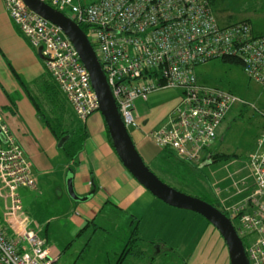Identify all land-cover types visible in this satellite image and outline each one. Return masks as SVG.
Listing matches in <instances>:
<instances>
[{"label":"built area","instance_id":"2783aa9c","mask_svg":"<svg viewBox=\"0 0 264 264\" xmlns=\"http://www.w3.org/2000/svg\"><path fill=\"white\" fill-rule=\"evenodd\" d=\"M3 1L21 33L35 48H42L54 82L78 118L85 122L99 112L90 73L62 28L31 10L24 0ZM43 1L88 26V37L127 129L139 130L161 150L171 149L199 168L214 163L209 155L219 128L234 106L244 101L200 82L197 66L233 58L264 88V34H256L248 21L222 24L212 0ZM164 89L179 90L180 102L161 125L145 130L136 103ZM244 169L246 175L233 178ZM230 179L228 187L216 188L218 208L242 238L250 264H264V132ZM37 185L31 160L0 113V191L5 200L0 264H54L57 260L20 194L21 188ZM227 188L230 193L222 196Z\"/></svg>","mask_w":264,"mask_h":264},{"label":"crops","instance_id":"0c3cea01","mask_svg":"<svg viewBox=\"0 0 264 264\" xmlns=\"http://www.w3.org/2000/svg\"><path fill=\"white\" fill-rule=\"evenodd\" d=\"M0 113L32 162L38 185L21 188L20 194L25 210L41 226V236L57 257L54 264L62 258L64 264H217L212 253L202 257L196 239L198 228L211 231L215 237L218 229L202 215L173 207L144 187L117 154L101 112H94L85 122L78 118L54 82L45 59L21 33L3 0ZM65 131L83 138L74 159H69L58 140ZM146 141L136 143L143 158L161 155L160 148ZM239 161L236 157L228 162ZM220 173H215L217 178ZM70 177L79 197L90 195L87 200L71 196L67 184ZM4 211L0 191V219ZM214 240L222 246L219 264H230L223 236L218 234ZM131 241V251L119 263Z\"/></svg>","mask_w":264,"mask_h":264},{"label":"rangeland","instance_id":"374dc122","mask_svg":"<svg viewBox=\"0 0 264 264\" xmlns=\"http://www.w3.org/2000/svg\"><path fill=\"white\" fill-rule=\"evenodd\" d=\"M213 9L222 24H225V21L231 23L248 21L256 33L264 34V0H216ZM196 73L200 82L226 90L244 101L242 104L235 105L229 113L220 131L219 145L217 146L218 143L214 145L219 152L237 154L240 161L236 163L217 162L211 165L214 168L205 167L202 170L193 163L174 159L166 161V158L161 155H157V158L145 155L144 159L149 168L164 182L189 194H198L194 184L200 180L202 187L198 186L199 191L200 188L208 187L212 200L216 198V188H226L231 184L230 174L244 166L247 156L256 146L258 137L264 132V88L245 73L240 63H229L222 59L197 66ZM180 95L181 92L177 89H164L151 93L147 101L139 102L137 107L141 116L140 122L143 124L147 121L143 125L144 129L151 130L161 125L180 102ZM129 131L135 143L147 142L144 134L139 130L130 129ZM143 137L146 140H143ZM217 171L221 172L218 178L215 175ZM246 174L247 170L244 169L232 176L240 179ZM228 193L230 190L227 188L222 196ZM212 228L215 229L213 226ZM217 232L218 230H216L215 237L211 231L198 228L199 238L196 242H198L197 248L202 257L208 258L212 253L213 262L219 264L222 258L220 255L222 246L219 240H214L217 239L218 234L220 235ZM210 245H212V251ZM59 264H64V258Z\"/></svg>","mask_w":264,"mask_h":264},{"label":"water","instance_id":"95a60500","mask_svg":"<svg viewBox=\"0 0 264 264\" xmlns=\"http://www.w3.org/2000/svg\"><path fill=\"white\" fill-rule=\"evenodd\" d=\"M24 1L31 10L61 27L77 48L81 61L90 73L92 86L99 98V112L104 116L113 146L128 171L160 200L173 207L194 211L215 226L228 246L230 264H250L243 240L224 212L201 197L167 184L146 164L125 125L106 73L88 34L81 25L43 0ZM38 52L40 57L45 58L41 47ZM67 138L68 136L64 137L60 144L63 145ZM67 184L69 193L74 199L87 200L89 198L90 195L81 198L76 194L72 177L68 178Z\"/></svg>","mask_w":264,"mask_h":264},{"label":"trees","instance_id":"16d2710c","mask_svg":"<svg viewBox=\"0 0 264 264\" xmlns=\"http://www.w3.org/2000/svg\"><path fill=\"white\" fill-rule=\"evenodd\" d=\"M212 2H213V0H212ZM81 27L86 31V33H88V26L81 24ZM223 61L229 62V63H239L237 60H235L233 58H226V59H223ZM54 122L55 121H52V120L48 121V123L51 125H52V123L54 124ZM66 136H68L69 139L62 145L61 148L65 152V154L69 157V159H74V158H76V156H77V154L81 148L83 138L76 137L74 135L73 131L72 132L65 131L62 134L58 135V140L61 141ZM161 156L163 158L165 157L166 161L174 159V160H178L181 162H188V161H185L183 159H180L174 151H172L171 149H167V148L161 150ZM209 156L213 158L214 162H221V161H229L233 158H236L237 154L220 153V152H217L216 149H213L210 151ZM188 163H190V162H188ZM190 164H192V163H190ZM207 168H209V167H207ZM200 169L203 170V168H200ZM200 183H202V182L200 180H197L196 184H194V186L197 187L196 192L198 194H192V195L201 197L202 199L206 200L207 202L218 207V199L216 197L215 199H217V200H215V199L211 200V198H210L211 196L209 194L210 191H209L208 187L200 188V191H199V187H202V185ZM181 191H183V190H181ZM183 192H185V191H183ZM186 193H188V192H186ZM131 246H132V241L128 244L127 248L125 249V251L121 255L119 263H123L124 257L127 255V253L129 251H131Z\"/></svg>","mask_w":264,"mask_h":264},{"label":"bare ground","instance_id":"6f19581e","mask_svg":"<svg viewBox=\"0 0 264 264\" xmlns=\"http://www.w3.org/2000/svg\"><path fill=\"white\" fill-rule=\"evenodd\" d=\"M77 49V48H76ZM78 51V50H77ZM79 53V52H78Z\"/></svg>","mask_w":264,"mask_h":264}]
</instances>
